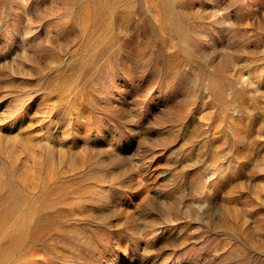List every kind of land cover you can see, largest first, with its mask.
<instances>
[{
	"label": "rangeland",
	"instance_id": "1",
	"mask_svg": "<svg viewBox=\"0 0 264 264\" xmlns=\"http://www.w3.org/2000/svg\"><path fill=\"white\" fill-rule=\"evenodd\" d=\"M0 264H264V0H0Z\"/></svg>",
	"mask_w": 264,
	"mask_h": 264
}]
</instances>
